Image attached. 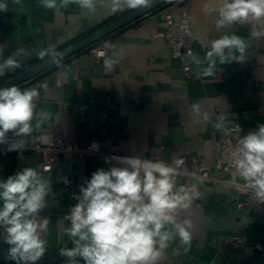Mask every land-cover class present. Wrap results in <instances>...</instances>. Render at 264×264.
I'll return each instance as SVG.
<instances>
[{
    "label": "crops",
    "instance_id": "obj_1",
    "mask_svg": "<svg viewBox=\"0 0 264 264\" xmlns=\"http://www.w3.org/2000/svg\"><path fill=\"white\" fill-rule=\"evenodd\" d=\"M4 2L8 10L0 12V45L6 46L4 58L12 56L20 66L8 69L0 83L36 65L41 49L51 47L59 52L128 10L112 13L103 6V0H97L95 12L66 0H57L55 9L47 8L42 0ZM205 3L216 8L221 0L173 1L19 86L39 91L33 124L41 122L39 130L20 139L27 146L45 147L47 136L56 132L68 142L80 146L91 143L104 153L163 159L169 164L184 157V172L204 166L217 181L185 182L197 185L200 193L181 213L193 224L191 244L185 246L176 238L160 264H264V204L223 183L240 184L241 177L235 170L215 168L224 131H217L205 119L216 121L223 116L226 127L238 124L245 133L264 123V36L256 35L264 28L237 23L217 30L216 14L205 13ZM165 12L175 19L183 12L188 15L193 48L189 78L163 39ZM226 34L239 36L247 46L243 61L220 64L219 57L208 56L212 41ZM96 47L105 48L106 55L119 60L112 71L105 70L104 58L93 55ZM213 61V75H205L204 70ZM40 84L45 87L41 89ZM81 104L86 105L82 115ZM51 155V171L45 172L43 166L48 160L40 151H3L0 180L25 167L50 177L51 193L40 213L50 220L44 233L48 245L38 264H65L59 249L73 245L65 232L68 225L64 219L69 190L60 176L67 174L77 184H86L98 168L108 169L115 163H106L100 156ZM4 235L0 230V264H15L5 258L9 245ZM229 237L242 238L243 243H229Z\"/></svg>",
    "mask_w": 264,
    "mask_h": 264
},
{
    "label": "clouds",
    "instance_id": "obj_2",
    "mask_svg": "<svg viewBox=\"0 0 264 264\" xmlns=\"http://www.w3.org/2000/svg\"><path fill=\"white\" fill-rule=\"evenodd\" d=\"M42 2L49 9L57 7V0ZM66 2L96 11L97 0ZM150 5L151 0H103V6L112 13ZM7 10L8 5L0 0V12ZM203 10L215 12L217 30L237 23L264 28V0H221L216 8L205 3ZM256 35L264 36V30ZM5 47L0 45V77L8 69L20 66L12 56L4 58ZM246 48L239 36L226 34L212 41L208 56L219 57L220 64L243 61ZM101 55L105 70L112 71L118 65L117 58ZM38 56L59 64L62 54L49 47L41 49ZM214 69L213 61L204 74L213 75ZM38 97L36 88L22 90L11 82L0 86V144H7L9 151L23 149L25 143L20 138L41 128V122L33 124ZM193 109L198 111V106L193 105ZM205 119L217 131H227L225 117ZM229 157L257 203L264 204V124L243 135L230 149ZM113 161L110 168H98L92 173L86 186L80 187L77 203L69 209L66 219L70 227L65 232L73 246L59 249V255L66 258L65 264H80L81 260L83 264H160L176 238L190 246L193 224L181 213L192 206L200 193L195 184H178L181 162L169 164L163 159L139 156L105 157L106 163ZM50 193V177L32 167L0 180V230L9 245L7 260L38 264L45 255L48 241L44 233L50 220L40 213L47 206Z\"/></svg>",
    "mask_w": 264,
    "mask_h": 264
},
{
    "label": "built area",
    "instance_id": "obj_3",
    "mask_svg": "<svg viewBox=\"0 0 264 264\" xmlns=\"http://www.w3.org/2000/svg\"><path fill=\"white\" fill-rule=\"evenodd\" d=\"M164 23H165V31L163 33V39L170 50L173 58L178 59L182 63L183 72L186 78H189V60L193 56V48L190 45V39L192 37V30L189 23L188 15L186 12H183L179 19H175L170 12L164 13ZM101 53L107 54V51L103 47H96L93 50V55L96 58H104ZM41 89L45 87V84L39 85ZM86 109L85 104H81L79 106V114H83ZM264 124V123H263ZM238 124H233L232 126L227 127V131H224V139L220 145L219 154L217 160L215 162V168L219 171L228 172L231 170H235L231 165L229 152L230 149L238 142V140L245 135L246 133L242 131ZM11 133L9 136L11 137ZM48 140L46 142L45 147H41L39 144H35L33 146L25 145L23 149L18 150L21 152L29 153L40 151L44 158L48 160V163L43 166V170L51 169V163L53 162V157L51 152H59V153H70L75 154L78 157H86V156H100L105 162V157L112 156H120L118 154L113 153H104L99 150H95L91 143L86 144L85 146H80L75 142L66 141L59 133H52L47 136ZM3 151H9L7 144H0V153ZM180 161L179 172L180 175L177 177V181L179 185H186V181L196 180L201 183L206 182H214L206 170V168L202 165H198L195 171L192 172H184L181 170V167L186 164V158L181 157L178 159ZM111 163H115L114 161ZM60 180L62 184L68 188V198H69V208L68 212L64 215V219L67 222L68 227H70V221L66 219L69 214V209L77 203L75 199L76 196L80 195V187L86 186V184H77L73 178L68 176L67 174H61ZM228 187L232 188L235 191L243 192L251 196L254 202H257L249 190L245 182L241 178L240 184H234L230 182H223ZM240 207V204L237 205ZM232 244H242L243 240L239 237H229L227 240Z\"/></svg>",
    "mask_w": 264,
    "mask_h": 264
},
{
    "label": "water",
    "instance_id": "obj_4",
    "mask_svg": "<svg viewBox=\"0 0 264 264\" xmlns=\"http://www.w3.org/2000/svg\"><path fill=\"white\" fill-rule=\"evenodd\" d=\"M174 0H151V5L148 7L135 9V10H127V13L118 19L114 20L110 24L94 31L88 36L76 41L75 43L67 46L63 50L58 53L62 54L60 57V63L68 60L69 58L83 52L89 47L99 44L115 32L129 26L130 24L140 20L141 18L161 9L162 7L168 5L170 2ZM57 63L51 62L50 58H47L36 65L27 68L16 75H13L3 82L0 83V86L8 84L9 82L21 86L24 83H27L43 73L47 72L51 68L59 65Z\"/></svg>",
    "mask_w": 264,
    "mask_h": 264
},
{
    "label": "trees",
    "instance_id": "obj_5",
    "mask_svg": "<svg viewBox=\"0 0 264 264\" xmlns=\"http://www.w3.org/2000/svg\"><path fill=\"white\" fill-rule=\"evenodd\" d=\"M174 1H176V0H174ZM172 2H173V1H172ZM170 3H171V2H170ZM108 24H110V23H105V24H103L101 27H104V26H106V25H108ZM92 33H93V32H92ZM88 35H89V34H88ZM88 35H87V36H88ZM85 37H86V36H85ZM82 38H84V37H82ZM82 38H80V39H82ZM80 39H78V40H80ZM78 40H76V41H78ZM76 41H75V42H76ZM75 42H73V43H75ZM73 43H72V44H73ZM96 45H98V44H95V45L89 47L88 49H91V48L95 47ZM88 49H86V50H88ZM45 59H47V58L41 59V60H39L37 63H39V62H41V61H43V60H45ZM37 63H36V64H37Z\"/></svg>",
    "mask_w": 264,
    "mask_h": 264
}]
</instances>
